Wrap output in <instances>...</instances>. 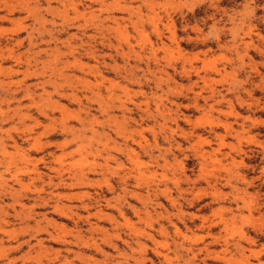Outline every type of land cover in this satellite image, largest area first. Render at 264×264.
<instances>
[{
	"label": "rangeland",
	"instance_id": "374dc122",
	"mask_svg": "<svg viewBox=\"0 0 264 264\" xmlns=\"http://www.w3.org/2000/svg\"><path fill=\"white\" fill-rule=\"evenodd\" d=\"M0 53V264H264V0H0Z\"/></svg>",
	"mask_w": 264,
	"mask_h": 264
},
{
	"label": "bare ground",
	"instance_id": "6f19581e",
	"mask_svg": "<svg viewBox=\"0 0 264 264\" xmlns=\"http://www.w3.org/2000/svg\"><path fill=\"white\" fill-rule=\"evenodd\" d=\"M18 26H19V24H18ZM1 54V53H0ZM10 54V53H9ZM3 84V83H2ZM26 88V87H25ZM34 146V145H33ZM39 147V146H38ZM129 151V150H128ZM135 157V156H134ZM124 169V168H123ZM34 171H36V168L34 169ZM36 174H37V172H36ZM38 175V174H37ZM36 177V176H35ZM223 259V258H222Z\"/></svg>",
	"mask_w": 264,
	"mask_h": 264
}]
</instances>
